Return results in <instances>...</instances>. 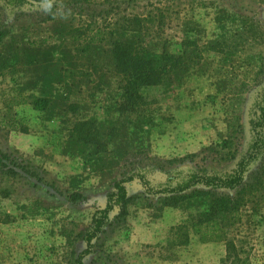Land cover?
Segmentation results:
<instances>
[{
	"label": "rangeland",
	"instance_id": "obj_1",
	"mask_svg": "<svg viewBox=\"0 0 264 264\" xmlns=\"http://www.w3.org/2000/svg\"><path fill=\"white\" fill-rule=\"evenodd\" d=\"M58 3L67 18L43 20L38 5L0 0V149L17 161L7 162L14 174L0 170V264H78L93 214L128 176V215H113L83 264H264V148L247 168L244 205L219 216L220 241L198 230L209 196L170 206L137 178L161 188L194 171L225 175L249 149L264 103V0ZM114 40L185 62L130 103ZM44 97L49 107L35 109ZM82 122L95 140L71 136ZM179 226L189 244L174 243Z\"/></svg>",
	"mask_w": 264,
	"mask_h": 264
},
{
	"label": "trees",
	"instance_id": "obj_2",
	"mask_svg": "<svg viewBox=\"0 0 264 264\" xmlns=\"http://www.w3.org/2000/svg\"><path fill=\"white\" fill-rule=\"evenodd\" d=\"M11 1L15 7L26 4L38 5V0ZM52 19L53 17L49 15L43 18V20ZM4 35L5 31H0V41L4 38ZM91 41H94V38ZM215 48L212 47V49ZM112 51L117 72L125 78L124 95L130 103H138L142 99L139 93L142 87L163 84L172 77V72L179 69L185 62L183 55H177L165 50L161 57L153 58L142 49L139 43L122 40H114ZM49 105V98L44 97L34 101V108L37 110H46ZM5 120V123L12 130H19V126L22 125L16 119H13V121ZM249 124L252 143L246 153L238 160L235 168L225 175H209L194 171L187 178L176 181L174 184H167L161 188L152 187L143 175H138L137 177L140 179L145 192L154 195H166L170 206H177L191 195L198 197L209 196L211 207L208 212L201 214L198 219V230L204 241L223 240V229L219 222V216L237 214L241 206L244 205L243 195L247 190L245 185L247 168L250 163L258 158L264 148V103L258 106ZM24 132H27V130H24ZM71 136L85 143L96 139L90 122H82L75 126ZM232 144L233 141L230 139L223 142L225 148L230 147ZM9 161H13L12 164L14 165L17 162L8 152L0 149V170L8 168L7 162ZM11 168L9 167L8 170L14 174L15 171ZM135 179L136 177L134 176H128L116 181L113 190L107 194L105 207L95 211L92 218V227L82 237L87 248L80 253L77 259L78 264H83V257L91 253L93 241L106 231L112 222L113 215L118 214L117 217L121 219H125L128 215V207L132 203L133 197L129 195L126 183ZM219 190L229 191L235 195H219L217 192ZM174 230L176 231V238L174 239L176 245L189 244L190 236L188 232L182 231L184 230L183 226H179Z\"/></svg>",
	"mask_w": 264,
	"mask_h": 264
},
{
	"label": "clouds",
	"instance_id": "obj_3",
	"mask_svg": "<svg viewBox=\"0 0 264 264\" xmlns=\"http://www.w3.org/2000/svg\"><path fill=\"white\" fill-rule=\"evenodd\" d=\"M38 7L42 14L53 18L65 19L70 13V10L59 4L58 0H38Z\"/></svg>",
	"mask_w": 264,
	"mask_h": 264
}]
</instances>
